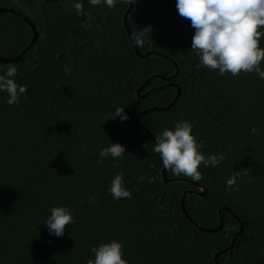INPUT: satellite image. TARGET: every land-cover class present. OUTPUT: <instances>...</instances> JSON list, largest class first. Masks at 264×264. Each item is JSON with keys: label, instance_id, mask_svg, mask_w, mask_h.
I'll use <instances>...</instances> for the list:
<instances>
[{"label": "trees", "instance_id": "16d2710c", "mask_svg": "<svg viewBox=\"0 0 264 264\" xmlns=\"http://www.w3.org/2000/svg\"><path fill=\"white\" fill-rule=\"evenodd\" d=\"M129 4L127 26L131 37L144 30L143 47L130 41L122 21ZM129 4L0 0V8L14 9L38 33L21 59L0 61V75L14 65V79L27 87L16 105L0 91V264H87L95 259L91 248L112 240L123 244L128 264H264V79L201 66L191 51L195 29L179 16L176 0ZM31 39L24 19L0 13V58H15ZM169 83L178 85L179 98L167 110L139 116L147 133L135 116L169 105L177 92ZM117 107L129 119L106 120ZM181 120L204 141L205 155L223 152L226 159L217 167L201 164L199 182L167 170V179L188 181L165 183L155 135ZM115 143L125 147L123 159L114 167L109 156L98 165L100 149ZM121 171L131 199L116 200L108 191ZM239 171L238 191L227 189ZM194 184L206 195L187 193L184 209L200 228L216 227L221 207L238 220L222 210L221 230L198 229L180 201L186 190L200 191ZM60 206L74 210L75 223L55 237L45 222L49 209ZM239 221L241 234L221 252Z\"/></svg>", "mask_w": 264, "mask_h": 264}, {"label": "clouds", "instance_id": "9594fccd", "mask_svg": "<svg viewBox=\"0 0 264 264\" xmlns=\"http://www.w3.org/2000/svg\"><path fill=\"white\" fill-rule=\"evenodd\" d=\"M118 0H89L90 5L97 6L103 3L109 9L116 7ZM132 3V0H122ZM73 9L77 15L83 14V4L76 2ZM176 9L180 17L190 21L195 29L192 36L191 51L199 58L201 66L210 71H217L221 76L231 74L256 73L260 79H264V70L261 62L264 61V48L259 41L264 39V0H176ZM144 30H139L131 37L136 47H143L145 43ZM17 67L8 65L6 73L0 75V91L5 92L9 99V105L20 102V96L26 93L27 87L19 85L14 77ZM117 117L121 121L129 119L124 112V107H117L115 112L106 120ZM105 120V121H106ZM192 124L181 120L174 129H164L155 135L153 151L160 156L165 170L171 171L175 176H185L195 182L203 179V174L198 168L217 167L226 157L223 152L219 154L205 155L201 149L204 141L192 135ZM256 134V129H251ZM125 147L119 143L109 144L102 148L96 163L112 157L117 161L116 167L123 159ZM243 175L248 176L249 170L243 169ZM241 172H235L226 181L227 189L238 191L235 188ZM145 179L144 176L139 178ZM108 189L114 199H131V192L126 189L123 180V172L115 174ZM95 202V197L89 198ZM50 216L45 225L51 235L62 237L65 226L75 223L74 210L68 207H52ZM123 244L112 240L101 243L98 247L91 248L95 259H89L87 264H128L124 256Z\"/></svg>", "mask_w": 264, "mask_h": 264}, {"label": "water", "instance_id": "95a60500", "mask_svg": "<svg viewBox=\"0 0 264 264\" xmlns=\"http://www.w3.org/2000/svg\"><path fill=\"white\" fill-rule=\"evenodd\" d=\"M131 8H132V6H131V4H129V8L124 12L123 17H122V21H123V24H124L125 30H126L128 36H129V38H130V41H132V39H131L130 31H129L128 26H127V15H128V13L130 12V9H131ZM0 13H8V14H12V15H15V16H17V17H20V18L24 19L25 22L30 26V28H31V30H32V39L30 40V42L24 47V49H23V50H22V51H21V52L15 57V58H12V59L0 58V61H1V62H15V61L21 59V57L23 56V54H24L25 52H27V51L32 47V45L36 42V40H37V38H38V33H37V31H36V29H35L33 23L30 22L27 18H25V17H24L23 15H21L20 13L16 12L14 9H10V8H9V9H7V8H0ZM150 54H151V53H147V54H145V55L143 56V58L146 57V56H148V55H150ZM171 78H172V76H171V77H167V78H163V79H165V80H170ZM146 83H147V81H145V82L142 84V86L137 90V93H139V90H141V89L146 85ZM166 86H174V87L177 89L176 96H175V98L173 99V101H172L169 105H167V106H165V107H161V108H151V109H148V110L142 111V112L138 113V114L135 116V120H134V121H135L136 126H137V127H140L142 130L146 131L147 133H149L148 130L145 129L143 126H141V125L139 124V122H138V118H139V116L142 115V114L148 113V112H152V111H164V110H167V109L171 108V107L176 103V101H177L178 98H179L180 90H179L178 85H175V84H173V83H169V84H167ZM147 94H148V92H146L144 96H146ZM142 97H143V96H142ZM166 171H167V170H165L164 167H163L162 170H161V176H162V179L165 181V183L172 182V181H177V180L188 181V180H186L185 178H170V179H167V178H166V175H165V174H166ZM194 185H196L200 191H198V192H194V191H191V190H186V191L182 194V196H181V200H180V201H181V211H182L183 215H184L187 219H189V221H191V222H192V223H193L198 229H200L201 231H204V232H209V233H212V232H218L219 230H221V228H222V226H223V218H222V216H221V211H222V210L227 211L230 215H232L235 219L238 220V218L236 217V215H235V214H234L229 208H227V207H221V208L218 210V215H219V217H220L218 225H217L216 227L212 228V229L200 228V227H199L194 221H192V220L188 217V215L186 214L185 209H184V198H185V195H186L187 193H197L198 195H200V196H202V197H204V196L206 195V191H205V189H204L202 186H199V185H197V184H194ZM242 228H243V225H242V223L239 221V229H238V231L236 232V234L232 237L231 242H230V245H229L226 249H224L223 251H221V252H224V251H226V250H228V249H230V248L233 247L236 238H237V237L241 234V232H242ZM219 253H220V252H219ZM219 253H216L215 256H214V258H216L217 255H218Z\"/></svg>", "mask_w": 264, "mask_h": 264}]
</instances>
